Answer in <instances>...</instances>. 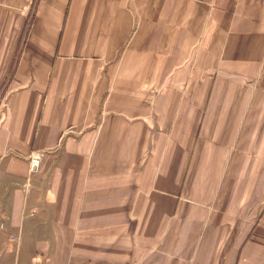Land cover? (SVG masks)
Returning <instances> with one entry per match:
<instances>
[{
    "label": "crops",
    "instance_id": "obj_1",
    "mask_svg": "<svg viewBox=\"0 0 264 264\" xmlns=\"http://www.w3.org/2000/svg\"><path fill=\"white\" fill-rule=\"evenodd\" d=\"M0 264H264V0H0Z\"/></svg>",
    "mask_w": 264,
    "mask_h": 264
},
{
    "label": "built area",
    "instance_id": "obj_2",
    "mask_svg": "<svg viewBox=\"0 0 264 264\" xmlns=\"http://www.w3.org/2000/svg\"><path fill=\"white\" fill-rule=\"evenodd\" d=\"M39 154L33 153V159H32V167L33 169H37L39 165Z\"/></svg>",
    "mask_w": 264,
    "mask_h": 264
}]
</instances>
